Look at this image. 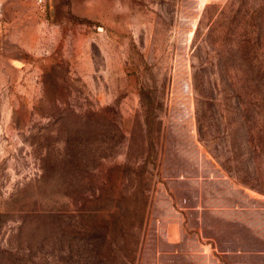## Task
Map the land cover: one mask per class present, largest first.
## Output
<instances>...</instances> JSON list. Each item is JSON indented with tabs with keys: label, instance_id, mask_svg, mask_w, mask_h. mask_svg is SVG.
Masks as SVG:
<instances>
[{
	"label": "rangeland",
	"instance_id": "374dc122",
	"mask_svg": "<svg viewBox=\"0 0 264 264\" xmlns=\"http://www.w3.org/2000/svg\"><path fill=\"white\" fill-rule=\"evenodd\" d=\"M236 199L264 237V0H0V264H204Z\"/></svg>",
	"mask_w": 264,
	"mask_h": 264
},
{
	"label": "crops",
	"instance_id": "0c3cea01",
	"mask_svg": "<svg viewBox=\"0 0 264 264\" xmlns=\"http://www.w3.org/2000/svg\"><path fill=\"white\" fill-rule=\"evenodd\" d=\"M202 212L210 211L219 217V226L212 224L211 234L205 236L202 229L199 231L200 237H197L199 246L191 252H184L183 255H191V258L198 262V258L203 257L204 264H264V237H255L251 235L250 222L244 221L242 216L250 212L244 202L239 199L232 202L223 200L218 205L203 206ZM204 225V219L201 218L199 226ZM215 228H218L217 230ZM245 228L249 229L246 236ZM198 234V233H197ZM181 231L179 235L175 232H167L166 238L170 243H181L187 237L182 238ZM200 240L202 242H200ZM205 242L207 245H205ZM211 248V252L207 250Z\"/></svg>",
	"mask_w": 264,
	"mask_h": 264
},
{
	"label": "trees",
	"instance_id": "16d2710c",
	"mask_svg": "<svg viewBox=\"0 0 264 264\" xmlns=\"http://www.w3.org/2000/svg\"><path fill=\"white\" fill-rule=\"evenodd\" d=\"M140 100L145 110L144 125L146 126L145 132L147 134L150 133L148 126L155 118H157L156 110L158 108L156 106L158 104H156L155 100L148 97V93L144 91V89L140 90ZM70 112L76 119L93 121L92 118H102L104 110H94L92 108L83 109L81 107L78 109L75 108ZM76 147H78V144ZM81 152L83 151L76 150L74 153L75 160H79V162H81L82 159L80 154ZM120 237L121 240H118V235L109 236L107 233H98V235L95 236L96 242L92 244L91 248L89 249L88 260H95L94 264H132V257H134L136 252L135 248H133V243L131 246H129L131 243L129 241H125V236L120 235ZM129 237L132 239V236ZM120 241L123 246L119 244Z\"/></svg>",
	"mask_w": 264,
	"mask_h": 264
}]
</instances>
